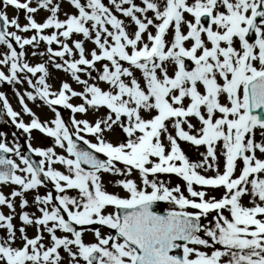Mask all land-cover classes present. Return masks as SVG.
Instances as JSON below:
<instances>
[{"label": "snow or ice", "instance_id": "6c2138e0", "mask_svg": "<svg viewBox=\"0 0 264 264\" xmlns=\"http://www.w3.org/2000/svg\"><path fill=\"white\" fill-rule=\"evenodd\" d=\"M0 46V264H264V0H0Z\"/></svg>", "mask_w": 264, "mask_h": 264}, {"label": "rangeland", "instance_id": "374dc122", "mask_svg": "<svg viewBox=\"0 0 264 264\" xmlns=\"http://www.w3.org/2000/svg\"><path fill=\"white\" fill-rule=\"evenodd\" d=\"M64 7H65V10H67V11H72V9L71 8H69L66 4L64 5ZM8 14H9V16H10V18L11 17H13V16H15V15H19L20 16V22H21V24H24V23H26V21L24 20V14H23V12H17L16 10H14V9H11V8H9L8 10ZM46 16V13H44L43 11L42 12H40L39 14H37V20L38 21H43V19H44V17ZM28 35H31V33H29ZM89 47H91V45H88ZM41 47L43 48L44 46H43V44L41 45ZM53 47H55V45L53 46ZM2 51H4V47L3 46H0V52H2ZM29 51H31V49H29ZM29 59H30V62L31 63H39V62H41L40 61V59L39 58H35V57H29ZM51 70V72H52V79L49 81L50 83H52L55 87H59V84H60V80L61 79H68L69 80V82L70 83H72V81L70 80V78H68L67 76H66V74H64V73H62V72H56V70H54V69H50ZM17 87H20V86H17ZM24 87H26V85L24 86ZM73 87H76L77 88V90H79V88H78V86L77 85H75L74 83H73ZM0 91H4L6 94H7V96H8V98H9V100H10V102L12 103V105H13V107L16 109V110H20V108H19V105H18V102H17V99H16V97L14 96V94H13V91H12V89H11V86H7V85H0ZM75 103H78L79 101H74ZM30 106L31 107H33V109L35 110V111H37L38 113L40 112V110L39 109H36V107H35V105H33V104H31L30 103ZM41 115H42V118L44 117V114H48V115H50V113H47V109H44V113H40ZM63 114L65 115V117L67 118V116H68V112H67V110H64L63 111ZM78 118H81V117H79L78 116ZM89 118H91V117H89ZM25 119H27V117H25ZM23 138H21V143L23 144ZM46 144H48V145H50L51 144V141L50 140H46V139H38L37 141H36V143H35V145L34 146H44V145H46ZM192 155V158L193 159H196V155L194 154V153H192L191 154ZM173 180H174V183H178L179 181L178 180H176L175 178H173ZM5 192H8L9 191V189H3ZM111 190V189H110ZM43 191V190H42ZM245 203H247V200H245ZM166 207V206H165ZM4 211L5 212H7V209H4ZM29 234L30 235H32L33 234V230H29ZM86 240H92L93 239V237L89 234V235H87L86 237Z\"/></svg>", "mask_w": 264, "mask_h": 264}]
</instances>
